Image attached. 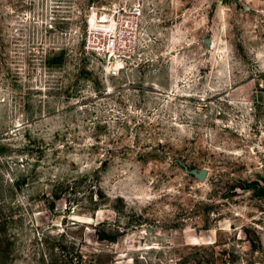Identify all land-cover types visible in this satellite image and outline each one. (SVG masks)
Segmentation results:
<instances>
[{"label":"rangeland","instance_id":"1","mask_svg":"<svg viewBox=\"0 0 264 264\" xmlns=\"http://www.w3.org/2000/svg\"><path fill=\"white\" fill-rule=\"evenodd\" d=\"M263 195L264 0H0V264H264Z\"/></svg>","mask_w":264,"mask_h":264},{"label":"built area","instance_id":"2","mask_svg":"<svg viewBox=\"0 0 264 264\" xmlns=\"http://www.w3.org/2000/svg\"><path fill=\"white\" fill-rule=\"evenodd\" d=\"M143 5L123 3L89 7L83 48L98 56L107 70L135 56L142 35ZM93 16V18H92Z\"/></svg>","mask_w":264,"mask_h":264},{"label":"bare ground","instance_id":"3","mask_svg":"<svg viewBox=\"0 0 264 264\" xmlns=\"http://www.w3.org/2000/svg\"><path fill=\"white\" fill-rule=\"evenodd\" d=\"M120 68H123V64L121 62H116L114 64V71L117 72ZM117 74V73H116Z\"/></svg>","mask_w":264,"mask_h":264},{"label":"crops","instance_id":"4","mask_svg":"<svg viewBox=\"0 0 264 264\" xmlns=\"http://www.w3.org/2000/svg\"><path fill=\"white\" fill-rule=\"evenodd\" d=\"M263 197H264V195H263Z\"/></svg>","mask_w":264,"mask_h":264}]
</instances>
